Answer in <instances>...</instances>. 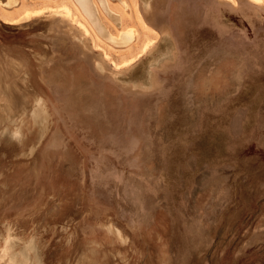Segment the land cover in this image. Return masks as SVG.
<instances>
[{
    "label": "rangeland",
    "instance_id": "1",
    "mask_svg": "<svg viewBox=\"0 0 264 264\" xmlns=\"http://www.w3.org/2000/svg\"><path fill=\"white\" fill-rule=\"evenodd\" d=\"M7 2L0 264H264V8Z\"/></svg>",
    "mask_w": 264,
    "mask_h": 264
},
{
    "label": "bare ground",
    "instance_id": "2",
    "mask_svg": "<svg viewBox=\"0 0 264 264\" xmlns=\"http://www.w3.org/2000/svg\"><path fill=\"white\" fill-rule=\"evenodd\" d=\"M99 1L104 6V8L106 10H108V8H107V0H99ZM229 1H231L234 6H239L238 0H229ZM250 1L255 6L263 7L264 8V0H250ZM17 2H18V0H8L7 4L8 5H11V4L17 3ZM76 2L78 4V6L88 15V17H90V19L92 21H94V23L96 24L97 29L100 31V33H102V35H104V38L109 39L111 42L117 44L119 41H121V42L125 41L126 42V40H125L126 37H128V36H130L132 34V32L130 30H125V31H122V34H121L122 37L120 39L115 38L113 35L107 33V30H106L105 26L102 24V22L98 18L97 14H96V8H95L96 7V4H95L94 0H76ZM108 6H109V3H108ZM97 11H98V8H97ZM48 12H54L56 14L63 15L64 22L66 24H68V25H71L76 30L78 29L79 31H82V29H83L82 39L80 40V42L83 43V44H86L88 42L89 30L86 28V26L82 22H75L76 19L74 20V18H73L74 13L72 12V10L70 8H68V7L67 8L66 7H60V8H57V7H49L47 11L44 10V9L38 10L36 12L37 13L36 15L37 16H43V15H45ZM76 18H78V16H76ZM101 37L103 38V36H101ZM153 45H154V43H150L147 46H145V49L143 50L142 54L139 55V57L134 58L135 61L139 60L143 55L147 54L148 51H149V49ZM99 48L100 49H103L102 47H99ZM109 57H111V56H109L106 53L103 54L101 56V58L98 59V65L102 69L108 70V66L107 65H108V61H109V65H111L114 68L118 69V65L115 62V60H110ZM38 103H39L38 105L41 106L42 100L41 101H38ZM41 107H43V106H41ZM39 114H40V112H39ZM36 117H38V116H36Z\"/></svg>",
    "mask_w": 264,
    "mask_h": 264
},
{
    "label": "crops",
    "instance_id": "3",
    "mask_svg": "<svg viewBox=\"0 0 264 264\" xmlns=\"http://www.w3.org/2000/svg\"><path fill=\"white\" fill-rule=\"evenodd\" d=\"M9 59H10V56H7V60L9 61ZM16 71V68L14 69V72Z\"/></svg>",
    "mask_w": 264,
    "mask_h": 264
}]
</instances>
